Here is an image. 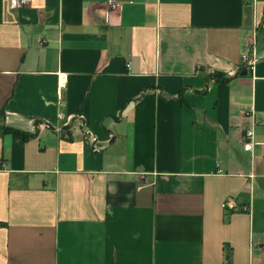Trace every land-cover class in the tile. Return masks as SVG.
<instances>
[{
  "label": "crops",
  "instance_id": "obj_1",
  "mask_svg": "<svg viewBox=\"0 0 264 264\" xmlns=\"http://www.w3.org/2000/svg\"><path fill=\"white\" fill-rule=\"evenodd\" d=\"M10 1L0 264H264V0Z\"/></svg>",
  "mask_w": 264,
  "mask_h": 264
},
{
  "label": "built area",
  "instance_id": "obj_2",
  "mask_svg": "<svg viewBox=\"0 0 264 264\" xmlns=\"http://www.w3.org/2000/svg\"><path fill=\"white\" fill-rule=\"evenodd\" d=\"M10 3H11V6L15 8V7L24 6L27 3V1H25V0H11ZM119 7H120L119 4H117L115 2H110V4L108 5L107 12H105V17L108 16L110 10H117V9H119ZM241 58L243 61L247 62V67L249 69L253 68V65L255 63V59L249 60L247 55H243ZM66 79H67V75H62L61 80L65 81ZM60 118L64 122L63 123L64 126L67 125L71 119L76 118L80 121L79 123H80L81 127L86 129V122H85V118L83 115L65 116V115L60 114ZM86 133H88V131H86ZM242 141H243L244 149L246 151H250L252 148V142H251L252 141V131L251 130H246L244 132ZM222 208L225 211L231 212V211H235L238 207H237V203H236L234 198H227L222 203ZM247 209L248 208L242 207L243 211H246Z\"/></svg>",
  "mask_w": 264,
  "mask_h": 264
}]
</instances>
